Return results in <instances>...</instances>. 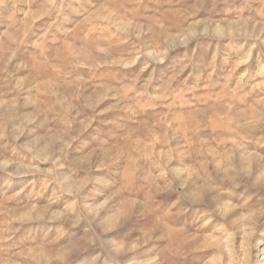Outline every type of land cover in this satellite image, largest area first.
Listing matches in <instances>:
<instances>
[{"label": "rangeland", "instance_id": "1", "mask_svg": "<svg viewBox=\"0 0 264 264\" xmlns=\"http://www.w3.org/2000/svg\"><path fill=\"white\" fill-rule=\"evenodd\" d=\"M0 264H264V0H0Z\"/></svg>", "mask_w": 264, "mask_h": 264}, {"label": "bare ground", "instance_id": "2", "mask_svg": "<svg viewBox=\"0 0 264 264\" xmlns=\"http://www.w3.org/2000/svg\"><path fill=\"white\" fill-rule=\"evenodd\" d=\"M227 211V210H226Z\"/></svg>", "mask_w": 264, "mask_h": 264}]
</instances>
